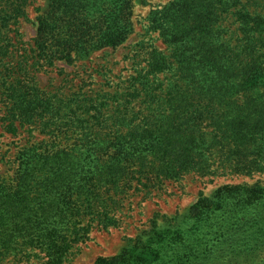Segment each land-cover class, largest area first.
Returning <instances> with one entry per match:
<instances>
[{
    "label": "trees",
    "instance_id": "1",
    "mask_svg": "<svg viewBox=\"0 0 264 264\" xmlns=\"http://www.w3.org/2000/svg\"><path fill=\"white\" fill-rule=\"evenodd\" d=\"M108 1L118 12L104 27L91 20L97 0L92 10L89 0H51L37 23L41 60L70 63L118 46L131 14L119 22L129 7ZM27 2L0 0L3 25L26 15ZM216 7V0H174L166 16L154 14L152 28L169 53H147L133 92L116 93L113 108H99L97 116L83 101L87 119L71 117L65 125L59 110L43 126L55 138L19 150L15 178L0 176L1 257L38 248L47 263L65 264L94 222L119 224L120 210L108 203L113 198L105 188L123 192L124 178L138 179L148 191L189 174L264 172V15L238 3L222 13ZM229 8L239 25L231 37L215 29ZM61 103L68 108L72 101ZM135 106L139 112L130 118ZM8 130L17 134L16 126ZM149 227L130 241L144 255L142 264H264V184L216 187L186 209L156 213ZM107 261L100 257L96 264Z\"/></svg>",
    "mask_w": 264,
    "mask_h": 264
},
{
    "label": "rangeland",
    "instance_id": "2",
    "mask_svg": "<svg viewBox=\"0 0 264 264\" xmlns=\"http://www.w3.org/2000/svg\"><path fill=\"white\" fill-rule=\"evenodd\" d=\"M27 1L26 15L12 18L7 26L0 20V176L8 179H14L16 176V161L22 147L42 141L50 143L55 138L51 136L50 130H44L43 126L59 110L58 117H61L62 125H65L71 117L78 121L87 119L86 115H82L83 110L80 108L83 101H86L84 105L95 107L90 113L97 116L99 108L108 109V106L115 102L116 93L121 95L129 90L133 92L134 87L131 86L137 82L138 71L147 66V53L153 48L169 53L167 43L160 33L152 28V18L156 13L166 16L167 9L174 0H129L128 3L127 0H120L118 6L129 9L125 15H118V21L126 19V14L130 12L131 15L127 19H130L131 26L118 46L97 48L85 58H77L70 63L56 59L52 64L51 60H41L36 42L40 39L37 23L40 16L49 10L51 0ZM89 1L85 5L92 10L90 5L95 0ZM97 1L101 4L97 9H93L95 11L91 14V20L106 27L107 19L116 14L118 8L113 9L114 3L108 5V0ZM216 2L219 13L224 12V7L238 3L244 9L264 15V0ZM2 7L3 3L0 4V9ZM233 10L229 8L228 13L222 15V21L215 26L216 30L227 32L228 37L237 35L239 29L231 15ZM95 35L93 32L89 39L96 44L98 36ZM61 100L66 104L71 100L72 104L68 108H62ZM106 101L107 106H102ZM109 108L112 109L113 106L110 105ZM138 112L139 106H135L130 118ZM118 116L123 117L122 114ZM90 121L89 124H94L93 119ZM12 125L17 127L15 135L8 130L13 128ZM57 135L58 133L56 138ZM60 139L57 138V141ZM122 181L123 185L120 187H123L124 191L118 192L119 194L105 188L106 198H113L108 203L120 210L119 224L105 227L98 222H92L93 227L88 238L75 243L65 264H96L100 257L108 260L105 264H142L145 262L144 255L141 257L132 249L130 241L150 228L149 221L156 213L174 214L175 211L186 209L199 195L208 194L222 185L256 182L264 184V172L206 177L189 174L180 182L166 181L162 186H155L157 188L148 191L138 179L124 178ZM141 181L145 183L147 178ZM113 201L118 202L117 206ZM46 254L38 248L28 254L17 250L6 258L0 256V264H49ZM114 257L116 258L113 259Z\"/></svg>",
    "mask_w": 264,
    "mask_h": 264
}]
</instances>
